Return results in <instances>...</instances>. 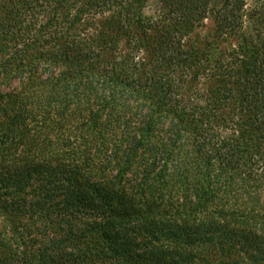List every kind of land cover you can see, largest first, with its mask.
<instances>
[{
    "label": "trees",
    "instance_id": "1",
    "mask_svg": "<svg viewBox=\"0 0 264 264\" xmlns=\"http://www.w3.org/2000/svg\"><path fill=\"white\" fill-rule=\"evenodd\" d=\"M151 2L0 0V264H264V0Z\"/></svg>",
    "mask_w": 264,
    "mask_h": 264
},
{
    "label": "rangeland",
    "instance_id": "2",
    "mask_svg": "<svg viewBox=\"0 0 264 264\" xmlns=\"http://www.w3.org/2000/svg\"><path fill=\"white\" fill-rule=\"evenodd\" d=\"M151 1H153V0H148V3L150 2V3H152ZM252 2V1H251ZM147 11V10H146ZM148 12V11H147ZM212 27H213V22H212V20L210 19V18H206V19H204V21L202 22V25H200V26H197L195 29H194V31H193V33L191 34V36H192V38L194 39V43H196V41H198L199 39H200V41H203V40H205L207 37H209L210 35V33H211V31H212ZM231 40H229V42H230ZM228 42V41H227ZM227 42L225 43H223L224 45H226L227 44ZM2 217H3V215H0V228L2 229V226H1V219H2ZM57 218H60V216H56ZM56 217H53V219L54 218H56ZM17 219V218H16ZM18 220H21L22 222L21 223H23L24 225L26 224L27 226H26V230H27V232H26V234H24L23 235V237H24V239L25 240H29V238L31 237V236H34V235H36L37 234V231H35V228L34 227H32V226H30L29 225V222H28V219L27 218H25V216H23V218H18ZM27 222H28V224H27ZM19 224L20 223H18L17 222V225L19 226ZM4 228H5V231H9V233H10V230L8 229L9 228V226H4ZM0 229V230H1ZM25 230V231H26ZM29 231V232H28ZM49 235H52L53 236V234H52V231L51 230H49ZM41 235V234H40ZM37 236V235H36ZM38 237V236H37ZM39 239H40V237H39ZM8 240V239H7ZM7 243H8V245H10L12 248H17V245L16 244H19V240H16V241H14V243H13V241H7ZM13 243V244H12ZM34 244L33 245H36V246H38V243H39V241H35V242H33ZM29 244H32L31 242H29L28 241V245ZM40 245V244H39ZM30 246V245H29ZM26 247L25 248V250H27V251H31V250H33V246H30V247ZM20 247V246H19ZM21 247H22V245H21Z\"/></svg>",
    "mask_w": 264,
    "mask_h": 264
}]
</instances>
